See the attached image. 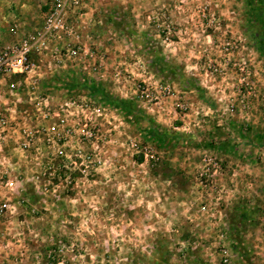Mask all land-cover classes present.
<instances>
[{
    "label": "rangeland",
    "instance_id": "1",
    "mask_svg": "<svg viewBox=\"0 0 264 264\" xmlns=\"http://www.w3.org/2000/svg\"><path fill=\"white\" fill-rule=\"evenodd\" d=\"M51 2L0 0V47ZM78 33L0 140V264H264V0H92Z\"/></svg>",
    "mask_w": 264,
    "mask_h": 264
},
{
    "label": "built area",
    "instance_id": "2",
    "mask_svg": "<svg viewBox=\"0 0 264 264\" xmlns=\"http://www.w3.org/2000/svg\"><path fill=\"white\" fill-rule=\"evenodd\" d=\"M91 1L52 0L39 29L0 47V140L20 136L16 140L21 147H31L38 132L20 120L18 113L22 114L23 108L20 102H27L28 98L33 100L30 96L36 93L44 74L58 67L64 68L67 60L81 61V57L88 55L81 48L78 31ZM13 32L17 33L15 29ZM72 38L78 46L67 49L64 54V45ZM36 105L41 110L42 105L47 107L48 99L41 97ZM51 129L56 131L55 126ZM4 208H7L6 204L1 206L0 214ZM224 264H230V260L226 258Z\"/></svg>",
    "mask_w": 264,
    "mask_h": 264
}]
</instances>
